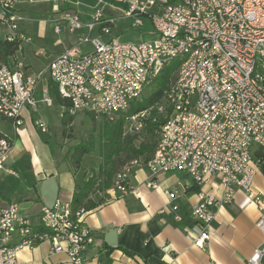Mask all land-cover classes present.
<instances>
[{"label":"built area","instance_id":"1","mask_svg":"<svg viewBox=\"0 0 264 264\" xmlns=\"http://www.w3.org/2000/svg\"><path fill=\"white\" fill-rule=\"evenodd\" d=\"M103 1L122 6V18L132 19L133 27H143L149 19L157 37L142 42L108 39L118 18L108 17L102 7L90 20L63 10L53 28L73 36L72 47L33 73L0 60V121H9L18 133L25 109L51 104L49 89L38 95L47 78L68 103L69 115L88 111L114 120L166 68L177 65L163 97L125 118L131 131L145 127L148 119L158 125L157 144L149 159L135 157L117 173L114 190L121 195L136 192L132 176L137 169L147 170L149 186L159 174L184 172L199 188L191 207L198 223L186 234L195 246L207 247L217 209L239 190L259 206L256 226L264 235V196L253 188L258 164L252 151L255 145L264 147V0ZM19 2L0 0V40L21 45L31 37L21 28L26 17ZM53 8L60 11L57 5ZM83 43H91L92 50L82 52ZM39 127L48 129L44 122ZM12 145L13 139L0 133V171ZM207 183L221 191L220 198L203 190ZM170 196L174 198L172 192ZM167 210L163 207L160 213ZM87 213L58 198L41 208L40 223H52V231H42L17 204H0V240L18 239L14 246L0 247V264H27L18 251L42 242L51 244V255L66 254V264H85L84 253L94 243ZM263 260L264 240L248 264Z\"/></svg>","mask_w":264,"mask_h":264},{"label":"crops","instance_id":"2","mask_svg":"<svg viewBox=\"0 0 264 264\" xmlns=\"http://www.w3.org/2000/svg\"><path fill=\"white\" fill-rule=\"evenodd\" d=\"M47 1L53 4L50 16L40 19L43 23L52 20L54 15L58 17L63 10L78 13L70 8L68 3L64 4L63 0H59L61 4L54 0ZM20 3L26 2L20 0ZM19 4L18 7L24 14ZM104 4L116 9L119 7L122 11V14L115 15V12H105V7H102L108 17L118 18L108 36V39H118L112 32L123 19V7L107 2ZM54 5L58 6L59 12H55ZM93 13L82 18L90 20ZM25 17L26 20H32L31 17ZM22 25V30L31 37L28 34V25ZM60 34H66L69 41L54 42L53 49L47 54L44 49L39 51L40 54L44 51L42 56L50 57L46 58L50 59L48 61L45 59L44 67L75 44L73 36L65 31ZM25 47L23 43L18 45L15 54L3 62L13 68L22 65L25 72L33 73L35 71H30L32 67L26 68L32 64L22 59L25 58ZM38 95L41 96L40 90ZM43 106L49 105L42 102L36 110L27 108L23 111L24 123L18 133L9 121H0L10 127L1 124L0 133L13 139L5 168L0 171V204H17L20 212L27 215L36 226L40 225L42 206L52 205L58 198L71 203L77 185L72 167L67 162L58 160L50 147L49 136L52 127L47 125V131L43 132L39 123H46L45 120H34V116L39 114ZM61 106L63 115L68 106ZM39 130L49 133L40 137ZM252 149L258 164L253 188L264 196V147L255 145ZM148 177L147 170L137 169L132 176V183L137 191L126 195H121L113 187L91 194L90 198L96 205L88 210L85 221L93 230L94 243L84 253L85 264H248L255 248L263 243L264 235L256 226L261 210L244 191L239 190L233 200L222 203L217 209L207 247L202 249L195 246L186 234L198 223L191 214V207L197 200L198 186H195L193 179L184 172L159 174L153 177L152 186L148 185ZM203 190L215 191L213 183L205 184ZM171 192L174 198L170 196ZM215 192L220 198L221 191ZM166 206L169 210L160 213ZM173 206H177V209H173ZM17 242V237H14L9 240L8 245L14 246ZM50 249L49 242H42L32 249H20L18 256L27 264H66V254L51 255Z\"/></svg>","mask_w":264,"mask_h":264},{"label":"rangeland","instance_id":"3","mask_svg":"<svg viewBox=\"0 0 264 264\" xmlns=\"http://www.w3.org/2000/svg\"><path fill=\"white\" fill-rule=\"evenodd\" d=\"M54 1H56L58 4H61L60 1L62 0ZM76 1H79L80 3H76ZM63 3H68L69 7L77 11L81 17H89L97 7H103V9L105 7V12H115V15L122 14L121 9H118L119 7L117 9L113 8L112 6L107 7L103 0H63ZM52 4V2H48L47 0L44 2L19 4V6H21L24 10V15L32 18V20H26L24 22V24L28 25V34L31 35L30 42H23V44L26 46L25 48H27L24 52L25 58H23L22 54H20L22 59H25L32 64V66L30 65L29 67H26L27 69L32 67L30 70L31 72L43 69L45 65V59L50 58L49 56H42L39 52L41 49H44L47 54L48 51L53 49L54 42L69 41L66 34L55 33L51 27L56 20L55 18H57L54 17V14H52L54 15L52 18L50 17L52 20L44 23L40 21L41 18L47 19L50 16ZM130 24H132V19H121V22L117 23V25L113 28L112 35L118 37V40L126 42H142L155 39L157 37L156 31L151 21L147 18H145V25L143 27H133ZM22 27L23 25L21 28ZM92 48L93 46L91 43H83L80 45V50L82 52H88L92 50ZM48 60L50 59H46V61ZM45 81L46 82H44L40 88L41 95L44 93L45 88L48 89L49 86H51L49 83L50 80H48V78ZM52 86L55 87L53 82ZM158 89V80L153 81L145 88L141 98H147L151 96V94L156 92ZM47 93L49 94V92ZM49 96L54 103L49 104V106L41 107V111H39V114L37 113V115L34 116V120L36 121V119L43 118L47 125L52 127V133L49 136L50 147L53 149V152L58 160L67 162L72 167V170L76 174V183H81L82 181L87 180L93 174L97 173L100 167L108 160L106 156L108 150V141L105 134V128L108 125V122L111 120L105 116L84 111L74 115L71 122L68 123L67 126H64L61 121L63 108L55 98H52L50 94ZM1 124L3 123H0V125ZM4 124L3 126L9 127V125ZM38 132V134H41L39 135L40 137H45L46 134L49 133H42L40 130ZM129 134L136 137L134 139V143L136 145H139L140 142L144 140L147 141V139L150 138V134L146 126L140 130L131 131L126 125H124V135ZM79 145L87 147L89 152L82 156L80 162L75 163L72 159V156L75 151L74 148ZM141 158L144 159L143 156H141ZM113 159L115 163V173L112 175L113 177L111 187H114V181L117 173L125 166V164L130 161L129 155L126 152L115 154ZM111 165H113L112 162H110L108 168L111 167ZM104 178L105 175H102L98 182L101 187L103 186L102 180ZM101 187L98 188H100L99 191L102 192L104 187Z\"/></svg>","mask_w":264,"mask_h":264},{"label":"trees","instance_id":"4","mask_svg":"<svg viewBox=\"0 0 264 264\" xmlns=\"http://www.w3.org/2000/svg\"><path fill=\"white\" fill-rule=\"evenodd\" d=\"M18 45L19 44L17 42L11 43L7 41H0V59L5 62L8 61V57L15 54L16 50L18 49ZM176 70L177 65H171L170 67L166 68L158 79L159 89L156 92H154L147 98H141L134 101L127 112L122 113L117 118H115V120H111L108 122V125L105 128V134L108 141V150L106 155L108 160L100 167L97 173L93 174L87 180H84L81 183H77L76 190L73 194V199L71 202L72 206H74L75 208L84 207L89 210L96 205L90 198V196L96 191H99L100 188L98 187H101V185L98 184V182L101 179L102 175H105V178L102 180V187H104V189L102 190H106L111 187L113 177L112 175L113 173H115V163L113 159L115 154L126 152L129 155L130 160L132 158L141 156H143L144 159L147 160L153 155L157 144L156 129L158 125L152 123L149 119L146 120V127L150 134V138L147 139V141L144 140L140 142L139 145H136L134 143V139L136 138L135 136L130 134L124 135L125 118L127 116L137 114L138 112L148 108L152 104L159 101L163 97L164 92L168 89L171 81L175 78ZM49 83L51 85L48 88L49 94L53 98H55L60 105L68 106V103L60 98L57 86L55 85V87H53L52 81H49ZM73 117L74 116L69 115L68 112L65 111L62 115V124L64 126H67L68 123L71 122ZM74 149L75 151L73 153L72 159L75 163L80 162L82 156L89 152V149L87 147H83L82 145H79ZM110 162H112L113 165L108 168Z\"/></svg>","mask_w":264,"mask_h":264},{"label":"bare ground","instance_id":"5","mask_svg":"<svg viewBox=\"0 0 264 264\" xmlns=\"http://www.w3.org/2000/svg\"><path fill=\"white\" fill-rule=\"evenodd\" d=\"M68 206H72L71 203H68ZM39 230L52 231V223L49 222L40 223ZM0 247H8V240H0Z\"/></svg>","mask_w":264,"mask_h":264}]
</instances>
